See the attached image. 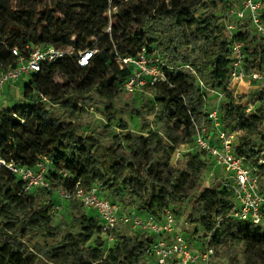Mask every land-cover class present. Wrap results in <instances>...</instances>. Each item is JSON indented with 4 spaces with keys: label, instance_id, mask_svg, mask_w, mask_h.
I'll return each mask as SVG.
<instances>
[{
    "label": "trees",
    "instance_id": "16d2710c",
    "mask_svg": "<svg viewBox=\"0 0 264 264\" xmlns=\"http://www.w3.org/2000/svg\"><path fill=\"white\" fill-rule=\"evenodd\" d=\"M234 7L233 2L214 0H0V72L18 66L14 49L25 57L34 46L96 51L85 68L74 56L43 66L27 82L34 94L12 108H0V159L33 168L47 156L54 169L50 190L28 193L21 180L8 169L1 170L0 264H37L32 241L38 235L52 240L42 252L52 263L155 264L146 253L152 235L115 231L113 244L106 248L97 213L86 209L75 221L83 233L63 231L56 242L53 209L58 189L72 191L77 186H97L124 210L158 218L166 210L177 218L178 206L189 207L195 234L204 232L198 248L209 243L220 257L226 249L233 264H264V227L231 215L235 197L225 179L203 185V172L213 160L194 148L197 127L212 126L208 94L223 93L218 110L222 128L239 133L238 155L264 180V165L259 164L264 80L249 96L255 106L251 114L228 88L234 42L243 45L245 71L264 75V37L249 18H232L228 21L237 29L229 38L224 21ZM143 48L148 56L160 58L167 77L143 90L151 97V111L160 107L162 133L152 129L148 114L141 110L148 104L127 106L143 122L140 134L115 114L124 94L120 89L133 71L131 66L121 67L118 58L135 57ZM57 106L62 114L53 113ZM92 106L104 110L108 128L120 130L110 136L109 146L76 122ZM183 146L196 151L185 152L173 165L175 151ZM59 170L68 171L70 178L61 179ZM259 189L264 193V184L259 182Z\"/></svg>",
    "mask_w": 264,
    "mask_h": 264
},
{
    "label": "built area",
    "instance_id": "2783aa9c",
    "mask_svg": "<svg viewBox=\"0 0 264 264\" xmlns=\"http://www.w3.org/2000/svg\"><path fill=\"white\" fill-rule=\"evenodd\" d=\"M214 1L235 4V7L228 11L227 19L224 21L229 38H233L237 29L236 24L228 21L232 18L239 21L249 18L256 31L264 37V3L262 0ZM12 53L18 58L19 63L15 69L0 72V91L6 85L14 83L24 76L40 73L43 66L53 64L67 56H74L80 67H88L96 51L87 49L76 52L70 48L34 46L30 48L28 57L21 55L17 49L12 50ZM231 58L232 70L228 88L234 91L236 103H242L246 113L251 114L255 106L249 101L250 94L248 93L250 92L248 90L257 88L263 82L264 75L258 71L251 73L245 71V55L241 43L234 42ZM118 63L121 67H133L131 76L120 89L125 94L133 95L143 92L147 86L167 81L160 58L148 56L144 48L135 57L118 58ZM241 87H246V91L241 93L239 91ZM217 95L221 99L223 98V93ZM208 114L212 123L211 129L204 125L197 127L194 148L211 157L215 165L227 174L226 185L232 190L236 204L231 215L242 221L264 227V193L259 189V179L255 175L257 169L247 165L246 160L238 155L239 133L223 130L217 110ZM184 153L183 147L175 151L172 158L173 165L183 160ZM260 154L259 164L264 165V144ZM3 168L8 169L21 180L25 193L37 188L50 190L52 187L50 173L54 169L52 160L47 156L43 157L33 168L15 163L8 164L0 159V173ZM57 173L63 180H67L71 176L66 170H59ZM57 196L59 202L53 209V213L60 212L65 202L77 201L84 209L97 213L102 233L111 241L114 240L112 234L120 227H128L132 231L152 235L154 241L146 253L154 259L155 264H233L230 259L218 256L209 243L202 249L198 247L193 249V244L189 241L187 234L178 227L177 218L169 210H166L161 218L141 214L135 209L124 210L120 205L105 198L97 186L90 188L77 186L72 191L60 187Z\"/></svg>",
    "mask_w": 264,
    "mask_h": 264
},
{
    "label": "rangeland",
    "instance_id": "374dc122",
    "mask_svg": "<svg viewBox=\"0 0 264 264\" xmlns=\"http://www.w3.org/2000/svg\"><path fill=\"white\" fill-rule=\"evenodd\" d=\"M146 1V0H145ZM30 80V76H24L20 78L18 81L14 83H10L13 85L12 93L7 92V94L4 95L3 100L0 97V108H12L16 106L17 104L21 103L24 100L25 95H32L34 94V89L27 86V82ZM57 82L61 83L62 80L60 77L56 78ZM262 83V82H261ZM259 86V85H258ZM257 86V87H258ZM257 88L249 89L248 94H252L254 91H256ZM151 97L145 94L144 92H137L133 95L123 94L121 95L118 100V106L119 109L115 112L117 119L119 121H123L128 124L129 130L135 133H142L143 130V122L136 116H134L127 108V106H133L135 108H142L144 104H148L145 109L143 110L144 113L148 114L147 118L151 122L152 129L154 131L162 133V126L158 120V115L160 113V107L157 106V108L154 111H151V105H149V99ZM7 100V102H5ZM223 100L213 92H210L208 94L207 100H206V108L208 112L214 111V110H220L222 107ZM103 109L99 110L95 106L89 107L88 110H84V112L80 115V117L76 120V122H79L83 125L84 129L88 131V133H93L96 137H102L104 138V144L106 146H109L111 143V137L113 134H118L120 132L117 128H108V122L103 114ZM64 110L57 106L56 108H53V113L56 115L62 114ZM211 129V128H210ZM188 151L195 150L191 148L190 146L185 147ZM186 151V152H188ZM196 151V150H195ZM104 160V159H103ZM227 180V174L224 172L223 169L217 167L214 162H208L207 169L203 172V185L204 186H210L214 182H218L221 180ZM260 185L264 184V180L259 177ZM58 199V198H57ZM59 202V201H58ZM129 204V202H126ZM78 205H74L71 203L65 202L63 204L62 210L58 213H54L53 215V225L58 228V238L56 242L60 239L61 234L63 231H69L73 234H81L83 231L81 228L78 227L77 224H75V221L80 218L81 212H83V207L81 208ZM177 209L179 210V215L177 216V223L178 227L184 231L189 241L193 244V249H196L197 246H200L204 241V232L200 231L195 234V227L189 223L188 220V213H189V207L184 206H178ZM91 211V210H90ZM117 232L125 233V234H132L134 231H132L128 227H120ZM116 234L113 233L112 237L115 239ZM105 241V247L108 248L111 246L114 242L111 241L108 237L104 236ZM55 241V240H54ZM93 240L88 245H94ZM32 245L36 244V257H37V264L42 263H49V264H59V263H52L50 259L47 256L43 255V250L51 245L52 240L49 238H46L44 235H38L33 239ZM31 245V246H32ZM240 248H237V253L239 252ZM222 258L231 259V256L226 253V249H222Z\"/></svg>",
    "mask_w": 264,
    "mask_h": 264
},
{
    "label": "crops",
    "instance_id": "0c3cea01",
    "mask_svg": "<svg viewBox=\"0 0 264 264\" xmlns=\"http://www.w3.org/2000/svg\"><path fill=\"white\" fill-rule=\"evenodd\" d=\"M12 88H13V85L9 84V85H6L5 88L0 91V97H1L2 100L4 98V95L7 94V92L12 93V90H13ZM239 91L241 93L245 92L246 91V87H243V88L241 87ZM5 102H7V100H5ZM213 135H215V134H213ZM214 137H216V136H214ZM185 147L186 146H183V150L186 152L188 150Z\"/></svg>",
    "mask_w": 264,
    "mask_h": 264
}]
</instances>
